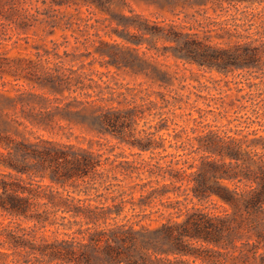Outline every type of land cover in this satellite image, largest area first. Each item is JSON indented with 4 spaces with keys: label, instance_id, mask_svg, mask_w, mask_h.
<instances>
[{
    "label": "trees",
    "instance_id": "1",
    "mask_svg": "<svg viewBox=\"0 0 264 264\" xmlns=\"http://www.w3.org/2000/svg\"><path fill=\"white\" fill-rule=\"evenodd\" d=\"M145 1L170 17L143 14L127 0H0V32L71 30L87 48L76 34L85 6L110 21V39L96 31L98 43L91 41L100 64L129 68L150 85L186 79L160 67V55L184 69L264 75V6L251 16L237 8L264 0ZM193 6L201 17L189 20L185 10ZM50 41L51 48L36 47L49 65L38 63L23 77L37 90L12 96L0 87V264H264V97L249 92V104L239 105L254 115L244 126L174 127L166 136L162 130L178 125L180 97L95 76L83 60L66 65L70 52L60 54L61 43ZM86 135L99 144L114 137L149 157L118 159L70 139ZM133 178L139 181L125 182ZM147 206L159 207L142 210Z\"/></svg>",
    "mask_w": 264,
    "mask_h": 264
},
{
    "label": "rangeland",
    "instance_id": "2",
    "mask_svg": "<svg viewBox=\"0 0 264 264\" xmlns=\"http://www.w3.org/2000/svg\"><path fill=\"white\" fill-rule=\"evenodd\" d=\"M130 7L134 10L142 12L143 14L155 17L157 15H165V17H170L168 14L154 4H150L145 0H127ZM41 7L44 5L38 3ZM264 6L263 4H253L246 6L245 4L237 5V8L242 11L241 15L251 16V12H257L256 9H260ZM123 7V6H122ZM125 12H128L129 7L124 6L122 8ZM195 9L198 6L188 7L185 12L189 15V20H192V14L195 13ZM69 10H73L70 7ZM92 10V9H91ZM236 8H231L228 12H223L221 15L217 16L216 13L208 11L207 13L212 17H227L229 12L235 11ZM198 18L201 17L198 13H195ZM79 15L84 18L82 20L81 26L82 31H78L76 34L79 35L81 41H86L87 48L80 42H76L75 38L70 34L71 30L61 31L57 30L54 34H47L46 31L42 29H37L33 31L32 29L27 32H18L8 29L5 33L0 32V69L3 70L2 76H0V87L7 89L8 94L15 96L19 91L25 89L37 90L32 83L25 80V75L33 72V67L38 63L45 66L49 63L45 60L46 55L42 56L39 53H44L43 48H36L37 45L46 44L51 48L53 41L61 43L58 46L59 53L64 55V51L70 52L69 56L65 57L64 63L66 65H78L79 63L85 62L87 68L85 71L90 72L95 71L93 75L96 76V72H104L103 79L110 80L112 82H118L122 84L138 85L141 83L144 87H148L150 91L152 89H159L169 92L170 95H175L182 99L181 108H176L173 114L178 125H171L169 130H162L161 133L168 136V133H173L174 127L178 130L184 128L190 130L191 128L200 131L205 127V124L219 125V126H234L238 124L239 121L241 125H246L244 122L247 115H252L249 106L243 108L239 105H248L249 92H253V97L260 99L264 97V75L260 71H254L255 68L250 69H235L228 75L216 72V71H204L199 69L196 65H187L190 69H184L181 63H175L174 59L169 55L158 56L157 61L159 66L163 68H169L171 70L178 69L179 76L183 75L186 77L185 80L179 82L175 81V84L168 88H162L157 85H150V82L143 75L134 74L129 68H116L112 65H101V55L96 52L91 41L95 40L98 43V36L95 35L96 31H99L100 35L104 39H110V35L106 31H110L109 19L106 14L98 11L91 13L85 6L79 7ZM174 19L182 20L184 19V12L179 15V18L174 17ZM253 21L258 24L260 21L257 16L254 17ZM86 23V26H85ZM86 37L90 40L87 41ZM113 37H118L113 34ZM163 44L159 42V45ZM145 50V47L141 48ZM91 51L89 55L86 53ZM84 53L82 57L78 60H70L68 57H72L73 54ZM148 51L147 54H149ZM148 56V55H147ZM51 59L58 61L59 59L50 56ZM153 59V58H150ZM95 60L93 64L92 62ZM166 65H169L167 67ZM18 77V78H17ZM256 82V84H253ZM4 84V85H3ZM262 91L260 96L259 92ZM254 115H252L253 117ZM151 118V117H150ZM234 118H237L234 120ZM231 121L230 123H228ZM256 124H252L251 127H255ZM250 127V128H251ZM75 133H80L78 128H74ZM39 134L45 136H53L55 138H62L67 140L65 136L61 137L60 134L53 132H47L43 129L38 130ZM192 133V132H190ZM85 134H87L85 132ZM79 137H71L70 139L74 142H81L84 145L92 144L94 148H101L111 155V157H116L118 159H138V158H148L149 152H144L142 156L133 154L136 149L127 147L124 144H119L117 139L114 137L106 136L102 142L99 144L96 140L90 141V135ZM172 138V136H170ZM168 152L173 151V148L168 147ZM169 159V158H166ZM118 174V178L122 179L123 175ZM144 177V175L142 176ZM139 181V178L128 179L126 181ZM138 196V194H136ZM159 206H147L142 208L145 212L155 210ZM141 208L137 207L135 211H140ZM131 211L128 212L130 215ZM158 213H153L152 217L157 216Z\"/></svg>",
    "mask_w": 264,
    "mask_h": 264
}]
</instances>
